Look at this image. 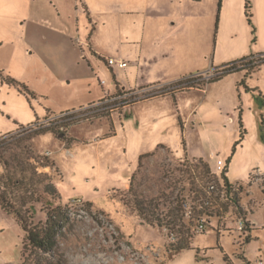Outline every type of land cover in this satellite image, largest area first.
I'll return each mask as SVG.
<instances>
[{
    "label": "rangeland",
    "instance_id": "rangeland-1",
    "mask_svg": "<svg viewBox=\"0 0 264 264\" xmlns=\"http://www.w3.org/2000/svg\"><path fill=\"white\" fill-rule=\"evenodd\" d=\"M143 1L138 14L129 0H32L29 17L26 0L17 17L0 3L8 13L0 12V193L34 225L57 206L69 217L56 254H24L20 223L0 206V264H264V182L252 180L257 171L264 179V98L244 85L218 86L228 87L223 98L203 93L216 79L211 70L264 54V0ZM48 29H66L65 44ZM45 49L58 63L42 57ZM130 50L137 66L147 64L145 82L167 69L200 76L182 88L123 91L135 76L108 61L127 64ZM258 68L246 82L264 89V72L252 76ZM65 75L75 77L69 86L61 85ZM189 90L197 91L181 96L178 114L174 93ZM83 99L94 101L59 112ZM218 159L238 186L236 203L200 212ZM50 184L58 194L46 192ZM238 219L246 230L235 229Z\"/></svg>",
    "mask_w": 264,
    "mask_h": 264
},
{
    "label": "crops",
    "instance_id": "crops-1",
    "mask_svg": "<svg viewBox=\"0 0 264 264\" xmlns=\"http://www.w3.org/2000/svg\"><path fill=\"white\" fill-rule=\"evenodd\" d=\"M26 1H27V4L24 3V0L23 1L22 0H0V3L1 4L3 3L2 5H6V4L11 5V9L9 12L11 15L14 14V15H12V17H15V16L17 17V16H19L18 6H20L21 2H23L24 5L27 7V9H26L27 12H26V15H24L22 17H29L31 14V9H32V0H29V1L26 0ZM8 3H10V4H8ZM128 4H129L128 11H130V13H133V11H134V12H137L138 14H140L142 11H144V6L146 5L143 0H129ZM1 7H3V6H1ZM148 11H149L150 15H152V16L157 15V17H160V18H162V17L168 18L172 15L171 11H169L167 14L164 12H156V10H154L152 12L150 10H147V12ZM0 12H1V15L8 14V13H5V10L4 11L0 10ZM145 12H146V9H145ZM48 30L49 31H47L46 34L48 33V35H50V36H53V35L54 36H60L61 40H64V44H65L66 38L68 36V31H66V29L58 30V31L52 30V29H48ZM64 44H63L64 48H62L63 53H65V49H66L65 48L66 46ZM40 53H41L42 57H44V59H46L52 65H53V63H58V61H59L58 60L56 62V59H57L56 54L53 52L52 49H45V50L41 51ZM127 53H128L127 57L132 61V63L136 64L137 58H135L136 55L134 54V52L132 50H130ZM140 54L142 55L143 53H140ZM152 54H154V56H153L154 58L153 57L152 58L154 59L153 61H155V62L151 63L152 66L149 65L150 66L149 69H151L154 72V70L156 69L158 64L156 63L157 61L155 60V57H157V56H155L156 53L154 52ZM141 55L138 57L139 60H141ZM130 60H128L129 64L127 63V67L123 68L122 70H123V72H128L130 77L135 76V78L133 81H130V79H129L128 86H124L123 88L121 87L123 91H131V90L132 91L133 90L140 91V90H144V89H147L149 87H152L155 85H160V84L171 85V84H175L176 82H178L184 78L183 76H181L182 74L173 75L171 73H168V69H167V70L159 71V76L156 79H154V80L152 79V80H149V82H145V79L140 77V73H141V70L143 69V67H145L144 65H147V64L141 65L138 63L139 66H137V64H136V66L130 67ZM124 61H126V60H124ZM162 72H163V74L161 75ZM263 72H264V65L262 67H260V69L258 71H256L254 74H252V76L262 74ZM74 78L71 76H66V75L63 76L62 80H61V85L65 86L67 84L69 86L71 84V80H75ZM223 84H226L227 86H232V91H234V92H236V89L240 90L241 85H244L246 87L245 89L247 92H249L250 89L254 90L253 91L254 93H259L260 97L264 98V89L260 86L253 88L252 86H250V84H248V81L246 82L245 78H244V80L242 79V76L239 73L234 74V75L233 74L229 75V76L223 78L222 80H220L218 82L211 83L208 86V88L206 89V91H203V93L205 94V98L210 97V99L211 98L214 99V97L216 98L217 96H220L221 98L226 97L228 94H227V92L225 94L224 91L228 87H226L223 90L217 88L218 86H221ZM116 86L118 88V86H120V84H118V82H116ZM173 91H175V89ZM193 91L194 90L174 93L176 95H175V98L173 97V100L176 104V108H177L176 111L178 114H180L179 109H181V103H180L181 96L185 93H190ZM195 91H197V90H195ZM199 91H201V90H199ZM238 93H240V92H238ZM101 98L102 97H97L96 99H101ZM164 98L165 99L169 98V96H166ZM158 99H161V98H154L152 101H149V102H153V101L158 100ZM93 101H94L93 99H89V100H86V102H85V100L83 99V100H81V102L79 104H75V103L70 104V105L64 104L63 106L60 107L59 112L63 113L66 111H70V110L82 107L85 104L88 105L90 103H93ZM232 124H234L233 121H232ZM209 166H210V164H209Z\"/></svg>",
    "mask_w": 264,
    "mask_h": 264
},
{
    "label": "trees",
    "instance_id": "trees-1",
    "mask_svg": "<svg viewBox=\"0 0 264 264\" xmlns=\"http://www.w3.org/2000/svg\"><path fill=\"white\" fill-rule=\"evenodd\" d=\"M249 2H247L246 10L248 12L249 10ZM249 16V15H248ZM250 23L251 20H249ZM252 62H255V64H249L248 60H252ZM264 65V54H261L257 56V58H251V59H245L241 61L232 62L230 64L224 65L221 68H217L219 70H222V75L218 76L216 79L212 80L211 83L218 82L222 80L223 78L239 73L241 71H245V79L252 73L254 70H256L258 67H262ZM258 68V69H259ZM12 84H16L17 82L11 81ZM180 82L175 83V85H179ZM245 84V83H244ZM22 88L24 91L29 93V90L25 85H22ZM241 122V121H240ZM241 128L243 129V125L241 123ZM244 131L241 133V139L238 141L233 149V154L236 151L237 146L240 145L242 141ZM149 155H142L139 158L140 163L142 162L143 158L147 157ZM230 163V160L228 161V164ZM206 171H208V166H205ZM224 180L226 184H229V180L227 177V170L225 172ZM19 183V182H17ZM48 189V191H47ZM46 192L50 194H58L57 190L54 188L53 185H48L46 188ZM0 206L3 211L15 215L18 222L20 223L22 230L24 232V239H23V252L24 254L27 253V250L31 249V254L34 252L37 253H44V254H56L58 250V244H59V237L62 235V230L65 228L66 224L69 221L68 217V209L65 207L57 206L52 208L49 213L47 214V219L45 222H40L38 224H32L29 222V217L27 216L28 210H24L23 207L16 208L5 195L0 193ZM138 206L139 216L142 218H146L144 215V212L142 210V207L140 205ZM189 247H179L177 251H183ZM53 264H63L62 259L59 258L56 260Z\"/></svg>",
    "mask_w": 264,
    "mask_h": 264
},
{
    "label": "built area",
    "instance_id": "built-area-1",
    "mask_svg": "<svg viewBox=\"0 0 264 264\" xmlns=\"http://www.w3.org/2000/svg\"><path fill=\"white\" fill-rule=\"evenodd\" d=\"M108 64L110 66H114V65H118L119 68H126L127 64L125 62H116L113 59H109ZM214 71V72H212ZM212 73H214V75H209L210 77H215L217 78L218 76L222 75V70L219 69H215V70H211ZM211 74V73H209ZM200 75L197 76H192V77H187L182 79L180 82V84L176 87V88H182V87H187V85H189L192 82H195L196 80H198ZM209 80V79H208ZM178 83V82H177ZM174 88V89H176ZM68 115H70L69 113H66L65 115H61V117H55L54 119H52L49 123L52 124L53 121L58 120V119H65ZM38 126H40L38 124ZM37 125L31 126L33 128H37ZM30 127V128H31ZM39 128V127H38ZM227 170V167L225 165V163L218 159L217 160V172L218 174H214L213 173V180L209 183V185L206 188V194H205V198L201 201V204H199V210L200 212H202L203 210H205L206 208H210L212 207L214 204L218 203V201L222 200L223 202H227V203H231L232 205L236 203L235 201V196L236 193L238 192V186L234 185L232 183L229 182V184L225 183L224 180V176H225V172ZM216 175L218 176V178L216 177ZM255 178L252 179L255 182H264L263 179V174H261L259 171H257L255 174ZM75 203L79 204L81 203V201H76ZM71 208H73V205L71 206ZM185 209H186V213L188 217L193 216V207L190 206L188 203L185 204ZM103 220V218H102ZM235 229L238 231H244L247 228V222L243 219H238V221L235 223ZM206 227V221L204 219V217H200L198 220V228L201 231H204ZM172 239L175 240V234H173V232L170 234ZM258 264H263L262 262H259Z\"/></svg>",
    "mask_w": 264,
    "mask_h": 264
}]
</instances>
